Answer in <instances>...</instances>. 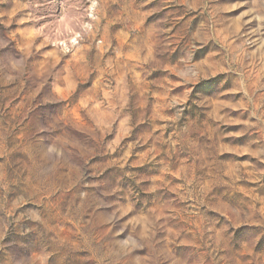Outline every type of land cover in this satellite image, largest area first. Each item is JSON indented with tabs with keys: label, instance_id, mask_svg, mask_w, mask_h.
<instances>
[{
	"label": "rangeland",
	"instance_id": "rangeland-1",
	"mask_svg": "<svg viewBox=\"0 0 264 264\" xmlns=\"http://www.w3.org/2000/svg\"><path fill=\"white\" fill-rule=\"evenodd\" d=\"M0 264H264V0H0Z\"/></svg>",
	"mask_w": 264,
	"mask_h": 264
}]
</instances>
